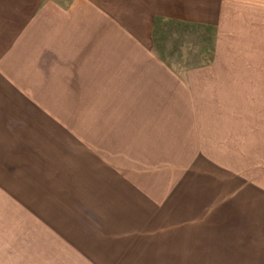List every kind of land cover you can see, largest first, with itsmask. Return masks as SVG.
<instances>
[{"label": "crops", "instance_id": "crops-1", "mask_svg": "<svg viewBox=\"0 0 264 264\" xmlns=\"http://www.w3.org/2000/svg\"><path fill=\"white\" fill-rule=\"evenodd\" d=\"M244 10L256 43L264 0H0V214H17L1 216L0 264H110L123 239L152 244L143 229L174 238L163 222L190 207L239 220L236 244L263 252L264 121L249 118L264 60L227 56ZM184 27L214 31L210 59L164 55ZM63 206L80 213L68 243Z\"/></svg>", "mask_w": 264, "mask_h": 264}, {"label": "rangeland", "instance_id": "rangeland-1", "mask_svg": "<svg viewBox=\"0 0 264 264\" xmlns=\"http://www.w3.org/2000/svg\"><path fill=\"white\" fill-rule=\"evenodd\" d=\"M242 5H244V3ZM242 14V16H234L232 21L230 19L227 22V24L231 27L230 38L233 39V45H231L233 52L232 54L229 52L227 56L234 60H264V32L261 40H258L256 43L252 42L250 39L254 38L255 36L247 37V35L253 34L255 32L254 23L249 19V12L244 10ZM260 27H264V22L259 24V27L256 31V36L258 38L261 37L259 34ZM179 31L184 32L185 35L178 37V45L175 46L172 44L174 43L176 37L174 38L173 36H170V45L168 47L169 49H178L181 46L184 48L180 51L175 49L174 52L168 51L165 53L164 55H166L168 59L194 61L198 59V55H200V57H205L203 58L205 60L210 59V56L207 55L208 49L211 47L213 41L216 40L213 30L206 28H195L192 31L190 28L184 27L182 28V31ZM170 32L171 30L169 33ZM231 39H229L228 42ZM181 40L183 41L184 45L181 44ZM193 49L195 50L194 52ZM254 105L256 107L258 106L260 109H264V102H259V104L254 103ZM249 120L250 124L253 125L256 123V121H264V117L261 116L255 118L250 116ZM249 145L250 148L247 149V151L250 153V155H252L255 151L256 153H260V150L256 149V141L250 140ZM245 149L246 148L243 149L244 152ZM252 160L253 157L249 159L250 162H252ZM66 201L68 202V198H66ZM3 203L7 204L6 201H3ZM13 203L15 204L16 201H13ZM219 208L220 207H217V210H219ZM59 209V212H53L52 214L60 223H65L67 226L66 229L59 230L58 235L65 236V239L68 243V220L71 216H73V218L78 217L80 213L70 214L68 213V210H66L68 207L64 206L59 207ZM191 209L193 208L190 207V210L181 216L182 218L179 217L178 219L174 217L170 218L168 222H163V224H167V226L169 224V229H167V232L169 233L173 232L172 228L174 226L181 224L178 225V229L176 228L174 231V238L170 237L168 240H166L163 236H160L162 235L160 233L157 236L155 235V232H159L156 231L157 229H143L142 232H146L149 237L142 236L140 237V240H151L150 242H152V244L147 243L138 246H129L127 248L130 250L127 252V248L123 247L122 245L124 241H128V239H123L122 243H118L119 246L115 248L116 253L114 252V254H112L113 258L110 261V264H264V250L261 253L246 255L241 250L240 245L236 244V242L240 241L241 239L236 237L240 233V230L237 229L238 226H236L240 224L239 220L234 219V221H232L227 215L223 213H220V215L223 216L222 218L224 219H218V214H212L214 215L213 219L209 220L211 213H194V211ZM171 215L173 214L170 213V216ZM1 216H4L5 219L8 217L9 226L16 224V213L0 214V224L2 221ZM73 225L75 226L71 228V231L74 233V235H71L73 239H78L76 236H79V234H81L83 231H87L83 230V228H85L84 223H73ZM5 231L6 230L2 227V225H0V233H2V236H4ZM7 231L9 236L22 235V229L19 230L9 227ZM106 232L108 233L105 237L107 242L118 240L114 229H107ZM103 233L104 229H101V241L105 240ZM111 233L112 235H109ZM130 239H132V237ZM155 241H159L160 243ZM77 243H79V241ZM60 247L61 249L63 248V246ZM15 248V246L10 244V252H12V249L15 251ZM141 248L145 251H143ZM94 264H103V262L97 261L94 262Z\"/></svg>", "mask_w": 264, "mask_h": 264}]
</instances>
